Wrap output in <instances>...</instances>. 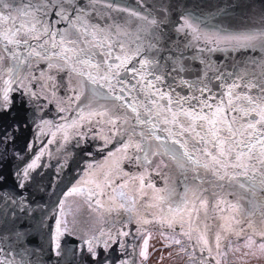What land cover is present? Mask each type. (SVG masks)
Returning a JSON list of instances; mask_svg holds the SVG:
<instances>
[{
    "label": "snow or ice",
    "instance_id": "snow-or-ice-1",
    "mask_svg": "<svg viewBox=\"0 0 264 264\" xmlns=\"http://www.w3.org/2000/svg\"><path fill=\"white\" fill-rule=\"evenodd\" d=\"M137 2L143 4V0ZM107 10L127 13L139 23L133 27L129 19ZM162 11L165 16L158 20L115 5L113 0H0V119L11 116L15 121L0 133V143L6 145L20 125L28 123L16 120L17 107L31 113L35 123L38 114L55 100L56 92L66 88L72 93L70 101L82 97L88 101L85 107L92 109L88 117L110 125L112 137H126L116 150L125 158H133L128 155L131 149L137 163L142 158L150 164V157L159 154L191 171V178H184L189 186L175 207L170 203L172 192L167 189H155L156 204L152 206L168 203L167 215L162 214L158 222L172 231L179 225V235L194 241L192 246L202 253L207 252L200 264H205L208 257L215 259L213 248L220 256L240 251L232 247L233 235L249 250L257 245L254 236H259L258 247L264 251V230L255 231L251 219H247L253 215L257 195L264 197V56L257 59L252 55L247 61L233 59L231 63L228 57L215 58L222 52L255 53L258 46L264 50V27L231 33L216 26L209 28L207 16L201 18L186 11L174 23L175 32L191 35L204 46L192 41L181 45L165 32L167 8ZM58 111L65 109L58 107ZM39 118L41 124L50 123ZM101 138L111 143L108 137ZM151 142H155L156 151ZM32 147L30 144L29 150ZM113 155L109 153V157ZM39 158L17 173L18 188H25ZM116 168L119 171L118 164ZM123 177L139 180L140 191L153 187L145 183L143 175L129 177L123 173ZM128 179L121 188L127 187ZM110 181L111 176L105 174L103 185L96 184V189L102 192L103 187L111 186ZM79 192L73 187L69 194ZM118 196L119 207L131 211L135 200L127 206L126 193L120 191ZM18 197L24 211L26 199L20 194ZM210 210L221 221L214 235ZM136 222L142 228L151 221L138 218ZM245 223L253 235H246ZM127 235L126 231L113 234L101 230L89 238L76 237L66 220H57L49 243L60 256L61 238L76 237L72 255L75 246L82 243L93 264H109L113 245L122 248L120 238ZM15 236L17 241L27 243L24 233L17 231ZM171 243L180 245L182 241L173 239ZM29 254L24 248V255ZM6 255L13 256L9 264H26L24 255L19 261L15 258L19 254ZM140 256L146 258V249ZM0 264L5 261L0 260Z\"/></svg>",
    "mask_w": 264,
    "mask_h": 264
},
{
    "label": "water",
    "instance_id": "water-1",
    "mask_svg": "<svg viewBox=\"0 0 264 264\" xmlns=\"http://www.w3.org/2000/svg\"><path fill=\"white\" fill-rule=\"evenodd\" d=\"M113 3L158 20L165 16L162 8H167L164 30L181 45L192 41L199 47L204 46L202 41H194L191 35L185 37L175 32L174 23L178 21L180 14L186 11L201 18L207 16L209 28L216 26L231 33L255 31L264 27V0H143L142 5L138 4L137 0H113ZM111 15L129 19L133 27L139 23L135 18H129L127 13L111 12ZM190 51L196 54L194 49ZM252 55L259 59L264 56V50L258 46L255 53L222 52L216 53L215 58L228 57L231 63L233 59L250 60ZM36 75H39V70ZM69 96H72V93L66 88L57 91L55 100L44 112L38 114L35 123L31 121V113L25 114L23 109L17 107L16 120H28V123H22L14 132L13 139L6 145L0 143V177H3L0 180V249H3L0 260L9 264L13 256L6 254L12 253L19 254L15 256L19 261L20 256L24 255V248H27L30 254L24 255L26 264H93L86 251V245L82 243L75 246V255L71 254L70 250L74 247L76 237L89 238L99 235L101 230H111L113 234L126 231L128 235L120 238L123 242L122 248L119 244L113 245L109 264H120L121 261L142 264L138 259V249L143 234L151 229L172 231L158 222L162 214L167 215L168 203L152 206L156 204L155 189H167L172 192L170 203L175 207L185 188L189 186L185 184L184 178H191L192 173L187 168L181 169L175 161L164 155L151 156L150 164L144 163L142 158L137 163L134 150L130 149L128 155L133 158H125L123 153L116 150L121 147L119 141L126 137H112L110 125L98 124L95 119L88 117V112L92 109L85 107L87 100L82 97L80 101H70ZM58 107L64 108L65 111H58ZM39 117L50 123L41 124ZM73 121L77 122L76 125L68 127ZM14 123L11 116L0 119V133ZM12 131L13 129L9 128V132ZM101 137H108L111 143L106 144L105 139ZM50 140L53 142L49 143ZM151 143L152 150L156 151L155 142ZM30 144L33 145L31 150ZM110 152L115 155L109 157ZM140 155L142 157L143 154ZM37 156L40 157L37 167L30 172L25 188H18L17 173H22L27 164ZM123 173H127L129 177L143 175L145 183H150L153 187H145L140 191L139 180L133 181L123 177ZM105 174L111 176V186L103 187L101 192L96 189V184L103 185ZM125 179H128V185L121 188L120 185ZM73 187L79 188L80 192L69 194ZM120 191L126 193L124 202L127 206H131L135 200L131 211L126 212L119 207ZM18 194L26 199L24 211H21ZM13 199H16L17 203H12ZM228 199L231 200L232 197ZM256 200L258 203L253 209V215L247 219H251L253 229L258 232L264 230V197L258 194ZM244 206L248 207L246 203ZM209 215L214 235L216 226L221 221L216 217L214 210H210ZM138 218H146L151 222L141 228L136 222ZM57 220H66L69 229L76 232V237L61 238L60 256L51 250L49 243L51 235L55 233ZM244 227L246 235L254 234L253 231L247 230L246 223ZM138 228L141 230L137 231ZM17 231L25 234L27 243L17 241ZM174 232H180L179 225ZM231 239L232 243L238 242L235 235ZM254 239L259 241L260 238L254 236ZM188 244L200 257H207V252L202 253L199 248L192 246L194 241L188 240Z\"/></svg>",
    "mask_w": 264,
    "mask_h": 264
},
{
    "label": "flooded vegetation",
    "instance_id": "flooded-vegetation-1",
    "mask_svg": "<svg viewBox=\"0 0 264 264\" xmlns=\"http://www.w3.org/2000/svg\"><path fill=\"white\" fill-rule=\"evenodd\" d=\"M167 237V239H165ZM173 239H180L182 243L180 245H177L175 243H171ZM147 240V244L150 242H156L153 247L147 251L146 258H142L141 262L142 264H146L150 257L154 254L157 250H173V254H168L170 258H175L178 260V264H200L201 257L197 253H195L192 249V247L188 244V239L186 237H183L179 235L178 232L174 231H166L161 229H151L146 231L139 244L138 249V257H139V251L140 246L142 243L145 244V241ZM168 245L167 247L165 245ZM241 244L240 241L236 242L234 241L232 243L233 249L240 247ZM184 249V251H181V249ZM235 253V250L228 251L226 256H220L215 251V248H213V257L215 259H212L211 257H208L205 264H216V260L220 261V264H237L236 260L233 258V254Z\"/></svg>",
    "mask_w": 264,
    "mask_h": 264
},
{
    "label": "rangeland",
    "instance_id": "rangeland-1",
    "mask_svg": "<svg viewBox=\"0 0 264 264\" xmlns=\"http://www.w3.org/2000/svg\"><path fill=\"white\" fill-rule=\"evenodd\" d=\"M156 242H150L145 245L142 243L140 246L139 257L141 261L143 257L140 256V252L146 249V253L150 250ZM257 245L254 246L251 250L243 247L242 243L239 245L240 251H235L233 258L236 260L237 264H264V251H261ZM247 253V254H245ZM168 254H173V250H157L150 257V260L146 264H178V260L175 258H170Z\"/></svg>",
    "mask_w": 264,
    "mask_h": 264
}]
</instances>
